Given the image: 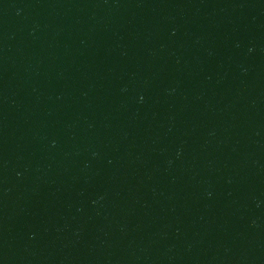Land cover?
I'll list each match as a JSON object with an SVG mask.
<instances>
[{
  "label": "water",
  "instance_id": "95a60500",
  "mask_svg": "<svg viewBox=\"0 0 264 264\" xmlns=\"http://www.w3.org/2000/svg\"><path fill=\"white\" fill-rule=\"evenodd\" d=\"M0 264H264V0H0Z\"/></svg>",
  "mask_w": 264,
  "mask_h": 264
}]
</instances>
